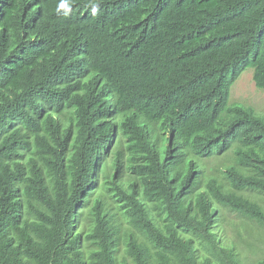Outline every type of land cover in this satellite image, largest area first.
Listing matches in <instances>:
<instances>
[{"label": "trees", "instance_id": "obj_1", "mask_svg": "<svg viewBox=\"0 0 264 264\" xmlns=\"http://www.w3.org/2000/svg\"><path fill=\"white\" fill-rule=\"evenodd\" d=\"M0 0V264H241L264 229V0ZM254 264H264V258Z\"/></svg>", "mask_w": 264, "mask_h": 264}, {"label": "rangeland", "instance_id": "obj_2", "mask_svg": "<svg viewBox=\"0 0 264 264\" xmlns=\"http://www.w3.org/2000/svg\"><path fill=\"white\" fill-rule=\"evenodd\" d=\"M230 88V103L251 107L264 117V90H258L252 81V68L244 70ZM264 209V196L246 193ZM222 231L228 244L233 240L241 264H254L264 258V229L235 212L222 210Z\"/></svg>", "mask_w": 264, "mask_h": 264}, {"label": "clouds", "instance_id": "obj_3", "mask_svg": "<svg viewBox=\"0 0 264 264\" xmlns=\"http://www.w3.org/2000/svg\"><path fill=\"white\" fill-rule=\"evenodd\" d=\"M68 8H69V5H68L66 2H64V0H62V2L58 5L57 11L63 9V10H65V14H67V10H68ZM243 72H245V71H243ZM243 72H242V73H243ZM242 73H241V74H242ZM241 74H240V75H241ZM240 75L238 76V78L240 77ZM238 78H237V79H238ZM237 79H236V80H237ZM236 80H235V81H236ZM235 81H234V82H235ZM252 81H253V80H252ZM234 82H233V83H234ZM232 85H233V84H232ZM232 85H231V86H232ZM254 86H255V85H254ZM230 88H231V87H230ZM229 103H230V89H229ZM230 104H231V103H230Z\"/></svg>", "mask_w": 264, "mask_h": 264}]
</instances>
